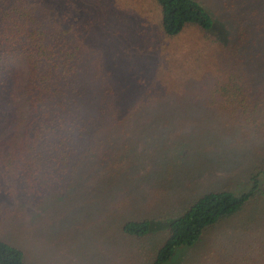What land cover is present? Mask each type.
<instances>
[{
    "label": "rangeland",
    "instance_id": "rangeland-1",
    "mask_svg": "<svg viewBox=\"0 0 264 264\" xmlns=\"http://www.w3.org/2000/svg\"><path fill=\"white\" fill-rule=\"evenodd\" d=\"M195 1L212 16L215 30L205 36L197 28H186L167 39L155 0H55L70 16L67 32H80L82 77L100 87L111 84L116 95H132L127 110L139 120L124 133H112L110 149L121 168L111 177L110 192L116 203L117 194H125L119 211L111 197L81 213L70 203L58 214L59 204L50 202L46 210L22 208L28 214L22 223L0 222V236L7 235L22 249L29 264H149L165 230L155 227L145 240L128 238L120 230L123 220L149 218L158 225L203 193L249 188L251 173L264 161V134L256 136L255 128L217 107H204L201 93L214 74L226 78L236 72L264 81V0ZM50 7L55 9L54 2ZM161 62L175 69L173 81L178 84L148 104L138 94L133 75L140 65L153 68ZM186 71L195 75L178 79ZM261 218L264 204L244 220L213 230L202 247L178 251L172 261L262 264ZM247 237L260 247L258 252H246Z\"/></svg>",
    "mask_w": 264,
    "mask_h": 264
},
{
    "label": "trees",
    "instance_id": "trees-1",
    "mask_svg": "<svg viewBox=\"0 0 264 264\" xmlns=\"http://www.w3.org/2000/svg\"><path fill=\"white\" fill-rule=\"evenodd\" d=\"M155 1L161 14V32L167 39L178 37L186 28H197L205 36L215 30L212 16L195 0ZM69 17L55 0H0L3 223H22L28 217L22 208L46 210L51 202L59 204L52 209L58 206L60 214L61 206L71 203L72 210L81 213L102 199L112 198L111 177L121 168L110 149L112 133H124L136 124V118L139 120L127 110V99L132 95H116L111 84L102 83L100 87L94 79L82 77L83 42L80 32H67ZM175 74L169 62L153 68L140 65L133 75L134 84L144 102L152 104L154 97L168 94L178 84L173 81ZM193 75L186 71L178 79ZM214 75L210 86L203 85L202 105L217 107L232 120L255 128L256 136L263 135V77L252 80L236 72L226 78ZM253 171L249 188L241 193L224 187L211 190L163 223L155 225L149 218L125 219L120 230L137 240L147 239L155 227L165 230L166 236L149 264H174L172 259L178 251L202 247L213 230L244 220L254 207L264 204V161ZM124 196L117 194V203L112 198L118 211ZM245 243L246 252L259 251L260 247L249 243V237ZM0 264H29L24 251L7 235L0 236Z\"/></svg>",
    "mask_w": 264,
    "mask_h": 264
}]
</instances>
